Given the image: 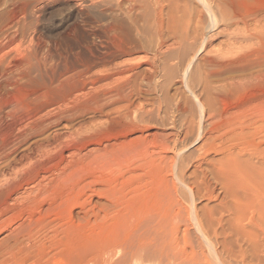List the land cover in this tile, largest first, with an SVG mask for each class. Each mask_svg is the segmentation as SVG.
I'll return each mask as SVG.
<instances>
[{
  "label": "bare ground",
  "instance_id": "6f19581e",
  "mask_svg": "<svg viewBox=\"0 0 264 264\" xmlns=\"http://www.w3.org/2000/svg\"><path fill=\"white\" fill-rule=\"evenodd\" d=\"M76 1L83 3L82 8L77 9L74 15L71 14L78 23L69 24L67 21L65 23L68 25L64 26V21H61L62 28L60 27V35L57 34L58 41H52L48 45L46 41L43 46L44 35L40 34L42 31L40 32L37 27L39 12L32 4H36L37 0L19 6L12 3L13 5L5 10L8 11L11 23L8 25L15 24L17 28L20 26L18 29L20 34L0 32V207L19 187L34 182L36 184L38 177L45 176H39L40 174L57 170L61 155L65 151L78 152L86 144L100 143L102 140L116 137L119 139L118 137L137 133L139 136L153 127L150 119L153 113L160 116V126H164L166 110L161 102L156 108L151 103L147 104L149 99L147 96L149 91L151 93L150 88L154 93L163 92L170 71H164L163 82H159L160 72L163 71L161 66L170 60L176 61L181 73V85L186 91L193 93L195 110L202 120L205 116L216 119L207 128L201 125V121L199 123L201 130L197 138L200 141L198 150L201 151V156L197 167H200V163L208 162V167L211 168L207 169V173L213 175L215 180H220L224 195L236 199L233 189L239 183H243L239 181L245 175L244 168L246 172H251L249 160L252 163L254 158L258 159L261 164L258 165L260 182L258 178H251L258 183H245L250 177L247 179L249 174H246L245 186L239 189H247L249 192L246 194L250 195L254 201L252 203L261 204L260 202L264 200L262 189L264 148L263 141L255 143V138L257 134L264 132V112H260L257 117L254 115L250 119L244 118L246 121L236 122L237 120L230 121L217 114L216 105L226 101L224 93L234 90L237 92L242 90L245 93L244 91L255 87L256 84L264 83V0H197L200 9L196 7L195 11L189 6L190 0ZM204 12L212 19L217 15L218 23L233 30L227 35L229 42L226 43L224 52L219 49L212 54L208 52L206 55L200 54L198 59L196 56L199 61L198 66L196 65L197 70L196 66L188 70L186 58L189 49L186 44L199 41L198 51H194L195 55H198L199 50H205L217 36L213 29V34H205ZM215 23H208L206 28H212ZM9 28L11 29V26ZM174 45L181 49L177 55H174L176 52L172 53V56L167 51ZM255 68L258 70L252 71ZM224 73L238 75L226 78L225 84L221 83L222 88L219 86L222 90H219L218 87H214L216 83L214 81ZM195 86L199 87L197 94H194ZM182 98L178 99V103L175 102V114L189 113L188 107L182 101L185 96ZM216 115L220 118L218 116L216 118ZM96 116L104 117V120L93 121ZM86 117L91 118V122L85 128L77 127L65 138L66 140L59 141L57 134L59 127L74 128L75 122L86 120ZM188 123L190 124L188 127L182 125L186 128L182 133L183 141L187 128L193 124L191 121ZM142 138L145 147L137 163L141 171L156 170L166 155L172 152H177V155L180 153L182 161L188 151L184 144L178 147L173 142V146L170 147L166 141L156 142L154 139ZM27 146L28 148L32 146L31 154L22 153L24 156L21 157L18 154V159H15L16 151L20 147L27 150ZM32 154L35 156L30 157ZM211 154L220 155L221 158L212 162L208 160ZM241 159L249 165V169L247 165L244 167L245 164L240 163ZM16 165L19 167L13 171ZM228 172H231V175ZM234 183L238 185L232 187L231 184ZM242 197L244 198L243 193ZM236 200L238 202L240 199ZM236 200H233V206L234 203L237 206L235 208L255 207L248 202H245L247 205L244 204L247 199L238 203ZM243 204L246 206H241ZM258 209L256 211L261 214ZM243 213L242 211L239 215H234L237 222L242 220ZM18 245L21 244L17 240L6 242L10 250ZM138 251L130 257L133 259L129 258L134 261L132 264H161L150 259L152 257L148 260L146 257L149 254H146V251L142 250L143 253L141 250ZM182 258L181 260L176 257V261L180 259L184 262L186 259ZM171 261L172 264L176 263L175 259ZM181 261L177 264H181Z\"/></svg>",
  "mask_w": 264,
  "mask_h": 264
},
{
  "label": "rangeland",
  "instance_id": "374dc122",
  "mask_svg": "<svg viewBox=\"0 0 264 264\" xmlns=\"http://www.w3.org/2000/svg\"><path fill=\"white\" fill-rule=\"evenodd\" d=\"M40 1L37 0V3L36 0H0V32L9 31L10 35L20 34L18 31L20 26L17 28L15 24L8 25L11 23L8 11L5 10L10 8L12 3L19 6L25 2H36V4H32L39 12L37 27L40 32L42 31L40 34L44 35L42 36L44 39L42 46L47 42L48 45L52 41H58L57 34L60 35L61 32V21L64 23L68 21L69 24L71 22L78 23L73 17V13L83 7L81 1ZM189 2L193 11L196 10V7L200 9L197 0ZM204 17L205 34H213V29L217 36L205 47V50H199L198 55H195V52L198 51L199 41L194 44H192L193 42L186 44L189 49L186 58L188 70L198 66L197 59L200 54L206 55L207 52L212 54L219 49L224 52L226 43L229 42L227 35L233 30L218 23L217 15H215V19H212L204 12ZM212 22L215 23L214 26L206 28V25ZM67 23L64 26H67ZM169 42L171 43V41ZM174 46L170 47V50H166L172 56L175 52L174 55H177L181 49ZM196 56H198L197 59ZM175 62V60H170L161 66L163 71L160 72L159 82H163L164 71H170V75L164 83L163 92H161L162 94L154 93L150 88L151 93L149 91L147 96L149 103L146 101L147 104H153L155 108L161 102L162 107L166 110L164 126H160V116L153 113L150 117L153 127L139 136L137 133L127 137H118L119 139L116 137L115 139L102 140L100 143L86 144L78 152L65 151L61 155L57 170L39 175L45 176L36 179V184L41 181L37 184L38 186L34 184L35 182L28 186L23 185L12 195L10 194V198L0 207V243H4L0 244L2 250L0 264H125V262L132 264L134 261L130 260L133 259L130 257H133L137 250L146 251L145 253L150 255L146 257L148 260L152 257L150 259H154L155 262L159 261L161 264H172L170 261L174 259L176 261V257L181 260L182 257H185L186 263L184 260L182 262L177 259L179 262L181 261V264H264V200L260 202L261 204L258 203L259 205L254 204L250 195L246 194L248 190L239 189L245 186V183L256 182L257 184L258 181L260 182V173L258 172L260 167L258 165L261 164L258 159L252 158V163L251 160L248 162L252 168L254 166L253 170L251 168L252 173L246 172V168H244V173L245 175L249 174L247 179L250 176V180L245 182L246 176L244 175L243 179L239 181L245 182L244 184L239 182V185H242L231 184L232 187L238 185L233 189L237 195L236 197L234 194V197L240 199V202L247 199L244 204L248 202V204L251 203L250 205H255V207L252 205L254 207L252 209L255 210L246 207L235 208L237 206L235 203L233 206V202L236 199L224 195L219 184L220 180H215L213 175L207 173V169L211 168L208 167V162L200 163V167H197L201 156V151L198 150L200 141L197 138L201 130L199 123L201 121V125L207 128L216 119L205 116L202 120V117L196 112L194 95L181 85V73ZM257 70L255 68L252 71L256 72ZM234 75L236 76L238 73L222 74L215 79L214 87L222 90L220 89V87L222 88L221 83L225 84V79ZM258 84L244 91L245 93L242 90L224 93L226 101L216 105L217 114H221L222 118L226 117L230 121L237 120L236 122L260 115V112H264V83ZM195 87H193L194 94H197L199 87ZM181 95L183 98L185 96L184 100ZM179 98H182L180 100L184 101L189 113L179 114L176 112L177 114H175L174 106L175 102H179ZM224 104L226 105L224 106ZM192 110H194L193 113ZM219 115H216V118L217 116L220 118ZM97 119L104 120V117L96 116L92 120L97 122ZM190 121L193 124L189 129L187 128L184 142L182 133L186 131L185 127L190 125L188 123ZM90 122L91 118L86 117V120L75 122L73 126L75 129L59 127L58 131L56 130L59 141L66 140L65 138L70 135L72 130H76L77 127L85 128ZM262 134H257L260 135V138L256 136L255 143L262 140L264 148V132ZM142 137H147L148 140L154 139L156 142L166 141L170 147L174 143L178 147L184 144L188 151L182 161L180 153L177 155V152H174L175 154L172 152L168 153L166 158L160 162L161 168L158 166L159 169L153 171H141L137 163L142 156L140 153L145 147ZM28 146L27 150L20 147L14 154L15 159L31 154L32 146L29 148ZM21 149L26 150V153ZM34 156L30 155V157ZM220 158V155L211 154L208 160L215 162ZM240 163L245 164L244 167L247 165L243 161ZM17 166L19 167V165L13 167V171L18 169ZM247 168L249 169V165ZM262 170L264 172V166H262ZM255 172H258L259 176H256ZM229 174L231 175V172ZM251 178H258V181H253ZM263 180L261 179V182ZM263 186L264 181L262 189H264ZM242 193L245 199L242 197ZM244 204L241 206L247 205ZM242 208L248 210L244 211ZM256 209L261 214H258ZM242 211L246 217L241 216L242 220L239 223L235 220L234 215H239ZM12 240L19 241L21 245L10 250L6 246V242ZM145 247L147 248L145 249ZM23 250L24 252H22ZM178 254L179 256H177ZM128 259L129 261H127ZM122 261L123 263H121ZM178 261L174 264H177Z\"/></svg>",
  "mask_w": 264,
  "mask_h": 264
}]
</instances>
